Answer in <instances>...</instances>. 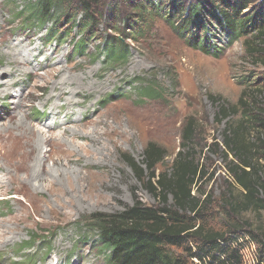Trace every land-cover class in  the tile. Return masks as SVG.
Segmentation results:
<instances>
[{
    "label": "rangeland",
    "instance_id": "1",
    "mask_svg": "<svg viewBox=\"0 0 264 264\" xmlns=\"http://www.w3.org/2000/svg\"><path fill=\"white\" fill-rule=\"evenodd\" d=\"M32 1L0 0V264H106L94 232L79 221L121 211L135 199L157 204L146 184L135 179L126 156L139 162L151 142L160 156L166 154L158 168H170L185 144L187 125L193 127L190 152L204 168L198 185L209 197L212 218L222 221L225 200L241 197L227 175L234 157H225L221 148L225 129L244 113L264 118V47L256 33L235 37L211 23L217 49L216 55L206 54L173 30L180 16L172 21L177 12L168 0H152L157 12L143 22L141 34L126 29L135 18L128 4L119 3L118 16L110 21L105 0H96L99 19L92 38L65 18L36 23L29 12ZM258 1L252 0V7ZM54 32L60 39L50 36ZM105 35L124 40L126 62L107 60L105 47L101 50ZM61 94L69 96L70 109L57 97ZM52 109L61 123L49 132L45 123L54 121ZM71 110L76 115L65 124ZM21 117L32 128H17ZM253 127L245 136L258 143L261 131ZM27 136L36 150L24 170L20 151ZM259 162L262 177L264 159ZM230 219L247 223L246 230H264L263 211H242ZM30 235L46 239L40 246L49 251L40 248L24 259L19 246ZM243 243L246 263H255L256 242Z\"/></svg>",
    "mask_w": 264,
    "mask_h": 264
},
{
    "label": "trees",
    "instance_id": "2",
    "mask_svg": "<svg viewBox=\"0 0 264 264\" xmlns=\"http://www.w3.org/2000/svg\"><path fill=\"white\" fill-rule=\"evenodd\" d=\"M71 1L34 0L29 12L35 15L32 19L36 23L42 19L58 24L60 17L65 18L76 31L94 38L93 28L99 19V13L94 9L96 0H76L74 5ZM122 2L128 4L130 12L135 15L131 18L132 25L126 26L127 31L141 34L143 22L151 21L149 15L155 14L158 6L152 0H105L106 11L111 14L110 21L118 16L116 9ZM168 2L177 12L172 21L180 16L178 23L172 22L173 30L183 32L190 46L206 54L216 55L217 49L211 44V23L223 31H230L235 37L256 33L261 41L258 45L264 47V0L258 1L254 7L252 0H196L187 7L183 0ZM111 29L119 30L113 26ZM50 36L56 37L57 33ZM103 47L107 60L122 64L127 61L129 50L123 39L114 36L107 40L105 35L101 50ZM258 114L244 113L233 126L228 124L225 129L221 148L225 157H234L231 166L227 167V175L239 189L241 197L234 201L231 198L225 200L227 203L222 206L225 216L219 212L222 221L212 218L213 212L208 210L209 197L198 185L204 168L190 152L191 125L184 128L185 144L168 169L158 168L166 154L160 156L161 150L151 142L147 143L139 162L127 155L125 163L137 182L146 184L157 204L147 205L135 199L121 211L96 212L79 221L88 224L94 232V241L102 247L106 264H247L242 253L243 241L256 242L257 255L252 264H264V230H246L247 223L238 224L230 219L238 217L242 211L264 212V176H258L257 170L261 165L259 160L264 159V118ZM253 125L256 131H261L263 138L256 137L258 143L249 142L245 136L248 130H254ZM241 231L246 235L239 236ZM45 241L30 235L27 242L19 246L18 253L29 259L30 253L40 248L46 247L48 252L49 247L40 246Z\"/></svg>",
    "mask_w": 264,
    "mask_h": 264
},
{
    "label": "bare ground",
    "instance_id": "3",
    "mask_svg": "<svg viewBox=\"0 0 264 264\" xmlns=\"http://www.w3.org/2000/svg\"><path fill=\"white\" fill-rule=\"evenodd\" d=\"M13 56V55H12ZM13 59V58H12ZM15 59V58H14ZM17 61H18V58H17ZM19 71V70H18ZM16 77V76H15ZM32 79V78H31ZM13 81V80H12ZM20 82V81H19ZM3 85V84H2ZM5 93V92H4ZM11 93V92H10ZM12 94V93H11ZM19 97V96H18ZM58 98H65L66 100V103L67 104V107L70 109V105H69V96L66 97V95L64 94H61L60 96H57ZM18 99V98H17ZM60 109V107H59ZM54 109H52V112H51V117L52 118H55L53 122H49V123H45V126H46V130L49 131V132H52L56 129V126L59 125L61 122H57L56 119L58 118L59 116V111H53ZM76 115V112H74V110H71V111H68L67 114L65 115L66 118L63 120V122L65 124H67L68 121H70V119ZM1 116H3L2 114H0V118ZM82 116V115H80ZM17 128H24V130L26 129H30L32 127H29L27 126L26 128V122L23 120V118L21 117L17 124L15 125ZM35 129V128H34ZM32 129V130H34ZM23 130V129H22ZM21 130V131H22ZM36 133H38L39 135H43V132L39 129H36ZM33 139V138H32ZM36 144H34L31 140H30V137L27 136V137H24V140L21 142V151L20 153L23 155V163H22V168H24V170L27 169V161L29 158H31L33 155H34V152L36 150ZM52 152V151H51ZM52 153H50V151L45 155V156H51Z\"/></svg>",
    "mask_w": 264,
    "mask_h": 264
}]
</instances>
